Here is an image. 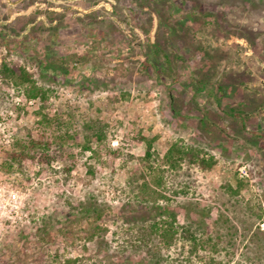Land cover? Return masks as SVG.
<instances>
[{
	"label": "rangeland",
	"instance_id": "1",
	"mask_svg": "<svg viewBox=\"0 0 264 264\" xmlns=\"http://www.w3.org/2000/svg\"><path fill=\"white\" fill-rule=\"evenodd\" d=\"M176 2L169 6L176 7L171 9L173 18L193 14L199 22L195 38L210 46L211 52L216 51L215 47L225 50L227 55L219 62L221 70H237L244 64L251 71L250 78L246 75L248 87L237 95L231 90L234 96L244 97L251 91L264 100V0ZM149 4L146 0H0V64L7 60L34 72L39 85L53 89L51 101L55 106L74 116L75 128L81 130L83 117L94 113L111 125L107 141L94 143L96 152H83L79 145L81 138L72 142L63 159L52 162L58 169L73 165L67 193L61 194L56 184L57 176L65 172L41 171L40 162L28 159L21 169L6 171L2 163L12 135L18 129L24 133L40 132L34 113L40 101L28 98L22 87L0 78V206L8 214L1 234L0 264H68V258L81 257L86 259L70 264H148L151 259L144 250L127 253L122 246V234H116L123 224L121 213L133 209L134 218L148 219L160 212L152 205L147 207L125 182L127 168L136 164L145 149L140 132L148 137L159 135L155 148L160 162L176 138L184 144L200 146L218 160L216 167L206 174L187 163L181 169L166 170V188L175 197L159 203L164 210L162 216L175 212L187 224L194 218L207 222L211 216L209 226L214 238L207 239V233L198 229L196 243L179 232L169 248H163L170 262L264 264V227L259 226L258 218L264 216V106L258 111L261 124L248 121L247 132L225 140L223 148L210 146L195 127L197 118L205 113L216 126H221L217 103H209L205 96L195 100L199 104L197 109L191 94L182 99L184 121L191 129L181 126L168 108L166 87L150 78L141 80L136 75L131 78L127 64H119L132 43L128 22L145 23ZM177 4L182 6L180 12ZM250 30L251 39L247 41L244 32ZM103 45L104 50L112 49L118 57L107 51L102 53ZM181 49L192 64L200 65L201 51ZM54 50H59L57 55ZM40 57L64 66L65 70L60 71L66 76L53 79L50 74L42 75ZM75 71L79 72L77 84L66 83L65 77ZM87 73L104 77L105 85L82 87L80 82L88 84ZM165 79L171 82L170 78ZM173 86L177 88L179 84ZM123 91L133 94L132 101L129 95L122 96ZM225 123L231 132H238L230 119H225ZM214 128H209V135L218 137ZM87 161L95 174L88 171ZM243 165L250 174L247 179L239 175V167ZM234 173L246 182L239 194L224 186ZM230 183L236 187L235 180ZM9 189L18 190L20 202L7 203ZM90 200L96 206L110 207L107 210L113 213L103 221L109 228L106 237L110 246L101 247L97 238L85 241L83 237L63 233L62 229L69 225L66 214L78 212L80 202ZM227 216L233 218L232 222H224ZM234 224L237 227H231ZM75 225L85 230L88 221L79 219Z\"/></svg>",
	"mask_w": 264,
	"mask_h": 264
},
{
	"label": "trees",
	"instance_id": "2",
	"mask_svg": "<svg viewBox=\"0 0 264 264\" xmlns=\"http://www.w3.org/2000/svg\"><path fill=\"white\" fill-rule=\"evenodd\" d=\"M146 1L150 3V10L147 11L148 18L145 23L140 25L128 22L130 28L128 35L132 43L125 50L128 54L120 58L119 61V64H127L126 69L130 75L129 77L133 78L136 75L140 76L141 80L150 78L151 81H157L166 87L168 108L172 117L181 126L189 129L191 127L186 120L184 121L185 116L182 114L181 107L182 99L187 94H191L194 101L193 105L197 106L196 109L199 108V104L195 100L200 95L205 96L209 103H217L220 110L217 114L221 119V126H216L212 120H209L206 113L197 118V126H195L199 130L198 132L207 138L210 146L223 148L225 140L241 137V133L247 132L246 125L250 120L261 124L259 120L262 119V116L258 111L264 106V100H261L258 94L251 91L244 97L234 96V94L237 95L239 91L248 87L246 81L248 77L246 75H249L250 78L252 74L248 67L243 64L242 66L245 67L241 66L242 68L239 67L237 70L232 69L226 72L221 70L219 62L227 54L225 50L219 47H215L216 51L211 52L210 46H205L195 38L199 22L193 14L187 13L186 16L179 14L175 19L171 9H176V7L169 6L176 4V0L171 2L169 0ZM136 2L140 4L139 1ZM177 5H179L177 12H180L182 6ZM250 32L251 30L244 32L247 41L251 39ZM85 40L89 41L88 38ZM253 41L255 42V40ZM135 42L137 44H134ZM105 47V45L102 46V53L107 51L112 57H118L112 49L104 50ZM182 47L186 50L201 51L203 57L200 65L192 64L182 51ZM58 51L54 50L55 55L58 54ZM197 62V60H194V63ZM39 66L42 75L50 74L53 79L65 75L60 71V68L65 70L64 66H59L53 61H46L43 57L39 58ZM78 74L79 72L75 71L65 77V82L76 85ZM0 78L3 82L10 81L14 85L22 87L28 98L40 101L34 112L40 132L34 133L31 130H26L24 133L21 129H18L12 135L10 148L6 151L2 168L6 171L18 170L29 159L40 162L42 164L41 171H51L54 174L64 171V174L57 176L56 184L61 194L67 193L73 165L58 169L53 166L52 162L63 159L67 155L66 150L72 142H79L81 138L82 142L79 145L83 152H96L93 151L94 143L102 144L107 141L111 128L110 123L105 121L99 114L94 113L83 117L81 130L75 128L74 116L61 107H56L51 101L53 89L39 85L34 72H30L24 65L11 64L7 60L2 61L0 64ZM85 78L88 79V84L80 82L82 87H88L90 84L95 87L105 85L104 77H92L87 73ZM165 78H170L171 82L168 83ZM134 81H139V79ZM177 84H179V87L175 88L173 85ZM231 90L234 91V94ZM126 95H129V99L132 101L133 94L123 91L122 96L126 97ZM192 106L190 109H192ZM225 119H230L234 126L238 128V132H231L229 126L225 123ZM210 127H215L218 137H216V134L214 136L209 135ZM81 133L82 136H80ZM158 138V134L148 137L142 132L139 133V139L145 144V149L137 157L136 164L127 168L125 182L134 195L140 198L145 205H148L147 207L152 205L154 208L160 209V212L154 213L155 216L152 215L148 219H143L141 217L134 218L133 209L128 212L125 211L121 213L123 217L122 232L117 230L116 234H122V246L127 253L141 249L151 259L148 264H173L170 262L169 255L163 252V248H169L179 232L184 237L193 239L196 243L199 238L198 229H203L204 233H207V239L213 240L214 238L210 233L211 227L209 226L211 216L208 217L207 222H201V220L194 218L188 224L186 222L182 223L179 214L175 212H171L172 216H162L164 210H161V206L159 207L161 204L159 203L163 200L170 201L175 197L170 195L166 188V170L168 168L178 170L187 163L189 167H196L206 174L216 167L218 160L211 152L202 150L203 148L200 146L184 144L183 140L176 138L171 142L162 162H160V156L155 148V142ZM86 163L88 164V161ZM88 166L90 167L88 171L95 174L96 171L92 166L89 164ZM231 180H235V188L231 185ZM224 186L231 193L239 194L246 186V182L234 173L232 178L226 179ZM68 204L72 208L75 207L71 202H68ZM108 208L96 206L93 200L80 202L78 212L66 214V225L71 224V226L69 228L68 225L66 229H62L63 233H66L69 237H83L85 241L97 238L101 247L110 246L111 243L106 237L109 228L103 224L105 219H110L113 216V213L107 210ZM258 218L260 220L259 226L264 227V216L259 215ZM79 219L88 221V227L85 230L75 225L79 222ZM232 220L233 218L227 216L224 222H232ZM218 221L216 223L221 224ZM231 227L237 226L234 224ZM180 228L181 230H179ZM82 231H84L83 235H81ZM43 235H45V232H43ZM202 243L203 241L199 245ZM214 244H216L215 241ZM85 259V257L68 258L67 262L68 264L77 263L79 260L83 261Z\"/></svg>",
	"mask_w": 264,
	"mask_h": 264
},
{
	"label": "built area",
	"instance_id": "3",
	"mask_svg": "<svg viewBox=\"0 0 264 264\" xmlns=\"http://www.w3.org/2000/svg\"><path fill=\"white\" fill-rule=\"evenodd\" d=\"M239 175L241 178H244V179H247L250 174H249V171H248V168L246 165H243L241 167H239ZM7 197H8V204L10 203H17V202H20V194L18 192V190H11L9 189L8 190V193H7ZM1 205V204H0ZM2 207L0 206V246H1V234L3 233V230L5 228V224H4V221L7 219L6 217L8 216V214H4V210L1 209Z\"/></svg>",
	"mask_w": 264,
	"mask_h": 264
}]
</instances>
